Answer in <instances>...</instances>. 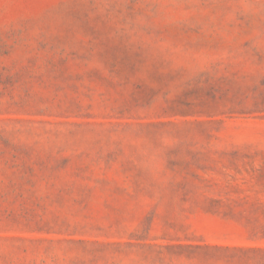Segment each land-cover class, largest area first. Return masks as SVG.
<instances>
[{
  "label": "rangeland",
  "instance_id": "374dc122",
  "mask_svg": "<svg viewBox=\"0 0 264 264\" xmlns=\"http://www.w3.org/2000/svg\"><path fill=\"white\" fill-rule=\"evenodd\" d=\"M0 264H264V0H0Z\"/></svg>",
  "mask_w": 264,
  "mask_h": 264
}]
</instances>
